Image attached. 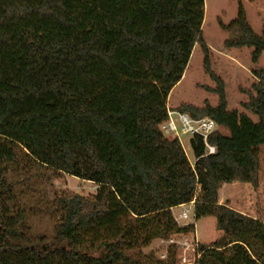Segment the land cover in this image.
<instances>
[{"label": "trees", "instance_id": "1", "mask_svg": "<svg viewBox=\"0 0 264 264\" xmlns=\"http://www.w3.org/2000/svg\"><path fill=\"white\" fill-rule=\"evenodd\" d=\"M205 0H0V264H177L141 249L194 232L173 208L213 215L222 237L201 243L198 264H264V219L220 202L225 183L259 185L264 152V66L244 90L246 112L217 105L176 110L210 117L208 138L167 136L168 98L199 44L209 70ZM225 28L227 47L264 52L241 7ZM227 132H225L224 130ZM44 167L98 185L95 193L53 195L60 219L36 233L18 185L22 171ZM138 252L136 253L135 251Z\"/></svg>", "mask_w": 264, "mask_h": 264}, {"label": "rangeland", "instance_id": "2", "mask_svg": "<svg viewBox=\"0 0 264 264\" xmlns=\"http://www.w3.org/2000/svg\"><path fill=\"white\" fill-rule=\"evenodd\" d=\"M241 7L254 31L261 33L264 28V0H205L203 31L209 48V70L205 67L204 52L197 44L184 76L170 93L168 98L170 108L177 109L181 104L203 106L207 102L217 105L221 88L228 101V109H238L246 112L254 120L257 119L255 114L243 108L242 103L248 99L244 90L250 88L255 81L252 68L256 65L264 66V52L257 61H254V47L225 46V41L237 36L239 30L236 26L225 28L221 25H229L239 15ZM180 140L189 159L194 162L191 136L183 134ZM19 177L23 180L18 187L23 194L22 203L26 205L28 220L36 233L48 236L53 234L55 223L61 215L60 210L54 207L53 195L68 191L89 195L95 193L98 188L93 181L69 174L52 175L51 171L44 167L22 171ZM259 179L258 188L251 183H225L220 189V202L227 203L248 215L264 219V152L261 155ZM185 209H189L188 218L181 217ZM173 211L180 224L195 222V231L187 235L189 238L195 235L200 244H211L222 237V231L216 226V217L208 215L196 219L193 203L176 206ZM168 247L166 240L155 239L149 246L143 247L141 252L143 254L153 252L157 257L164 258L162 254L167 255ZM177 264H183L179 250Z\"/></svg>", "mask_w": 264, "mask_h": 264}, {"label": "built area", "instance_id": "3", "mask_svg": "<svg viewBox=\"0 0 264 264\" xmlns=\"http://www.w3.org/2000/svg\"><path fill=\"white\" fill-rule=\"evenodd\" d=\"M217 127V122L210 117L195 118L186 112L170 107L167 120L161 124V129L167 136L178 137L179 139L183 134L191 137L195 135L202 136L207 147V153L216 151V147L208 142V138ZM181 217L188 218L189 209H185ZM166 241L169 245H173L179 250L180 260L183 264H198L201 256L199 251L200 243L195 235L192 238H189L187 234L173 235ZM163 256L166 257V254H162Z\"/></svg>", "mask_w": 264, "mask_h": 264}, {"label": "crops", "instance_id": "4", "mask_svg": "<svg viewBox=\"0 0 264 264\" xmlns=\"http://www.w3.org/2000/svg\"><path fill=\"white\" fill-rule=\"evenodd\" d=\"M191 204H192V203H191ZM183 205H185V204H183ZM172 210H174V208H173ZM173 214H174V211H173Z\"/></svg>", "mask_w": 264, "mask_h": 264}]
</instances>
